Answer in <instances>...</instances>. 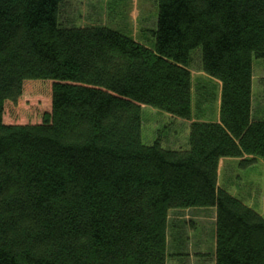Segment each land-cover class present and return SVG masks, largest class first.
I'll list each match as a JSON object with an SVG mask.
<instances>
[{
	"label": "trees",
	"instance_id": "trees-1",
	"mask_svg": "<svg viewBox=\"0 0 264 264\" xmlns=\"http://www.w3.org/2000/svg\"><path fill=\"white\" fill-rule=\"evenodd\" d=\"M151 46L62 21L63 0H0V264H166L171 210L214 209V264H264V218L219 186L221 159L264 164L252 61L264 0H156ZM220 84L219 123L141 142V107L191 117L190 55ZM47 86L40 121H5Z\"/></svg>",
	"mask_w": 264,
	"mask_h": 264
},
{
	"label": "rangeland",
	"instance_id": "rangeland-1",
	"mask_svg": "<svg viewBox=\"0 0 264 264\" xmlns=\"http://www.w3.org/2000/svg\"><path fill=\"white\" fill-rule=\"evenodd\" d=\"M76 26L104 25L123 32L137 42L151 46L150 31L157 17L156 0H63L61 12ZM200 50L190 55L191 117L174 118L149 107H141V142L159 143L164 149L186 146L188 128L197 120L212 122L219 108L220 84L200 70ZM252 113L254 120L264 118V60L252 61ZM50 85L25 86L16 105L5 106L6 122L35 123L49 111ZM221 159L218 164L219 186L264 218V164L255 160L240 165L241 160ZM215 221L212 209H189L168 215L166 264H213L211 242ZM206 254V255H205ZM214 261V260H213Z\"/></svg>",
	"mask_w": 264,
	"mask_h": 264
},
{
	"label": "crops",
	"instance_id": "crops-1",
	"mask_svg": "<svg viewBox=\"0 0 264 264\" xmlns=\"http://www.w3.org/2000/svg\"><path fill=\"white\" fill-rule=\"evenodd\" d=\"M212 122H214V123H219V108L217 109V114L216 115H214V118H213V121ZM186 210H189V209H186ZM194 210V209H193ZM213 210V212H214V217H215V210L214 209H212ZM182 211H185V210H171V211H169V214L171 213V214H174V213H176V212H182ZM168 214V215H169ZM168 223V222H167ZM213 234L214 235H212V242H211V249H212V251H214L215 250V221H214V224H213ZM206 255V254H205ZM214 256H212V263L214 264Z\"/></svg>",
	"mask_w": 264,
	"mask_h": 264
}]
</instances>
